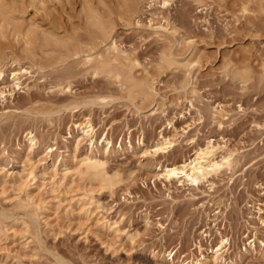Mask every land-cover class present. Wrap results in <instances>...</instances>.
Here are the masks:
<instances>
[{"label": "rangeland", "instance_id": "rangeland-1", "mask_svg": "<svg viewBox=\"0 0 264 264\" xmlns=\"http://www.w3.org/2000/svg\"><path fill=\"white\" fill-rule=\"evenodd\" d=\"M85 1L0 0L16 20L0 18V172L19 171L25 160L40 173L80 159L90 139L76 127L90 118L98 154L121 181L110 189L74 175L56 191L33 184L43 205L36 236L20 207L26 191L0 179V213L11 216L0 264H264V0H140L130 9L105 0L113 15L104 0H89L108 7L107 37L87 20ZM113 41L124 62L111 65L125 63L133 79L87 61ZM19 67L27 69L20 85L12 81ZM145 80L152 87L143 94L134 84ZM105 137L113 141L106 153ZM208 143L218 160L232 154V164L197 185L164 177L167 165L191 160ZM160 144L169 147L155 152ZM89 193L120 232L78 213L77 199Z\"/></svg>", "mask_w": 264, "mask_h": 264}, {"label": "bare ground", "instance_id": "bare-ground-1", "mask_svg": "<svg viewBox=\"0 0 264 264\" xmlns=\"http://www.w3.org/2000/svg\"><path fill=\"white\" fill-rule=\"evenodd\" d=\"M1 1H3V0H1ZM104 1L100 0L99 3H101V2L103 3ZM170 1L171 0H149V2L160 3V4H162V6L169 5ZM88 2L90 3L89 6H87ZM88 2L85 1L86 4L83 3V5H85V7L87 6L86 8L83 6V11L86 9L85 10L86 14H84V15L85 16L87 15V17H86L87 20L89 22L91 21V23L93 24L92 27L98 28V29L95 28L96 31L98 30L97 31L98 33H99V30H100L101 33L104 36L108 35L109 34V27H108V24H107V22L105 20V16L107 14L106 11H108L106 9L108 7L106 9H104L105 8L104 6L105 5L106 6H110L111 10L109 9V12L112 11L113 8H111V7H113V6H111L109 3H106V1H105V3H106L105 5L101 4V6H103V9L101 8L102 9V11H101V10H99V5L100 4L97 5L98 8L96 9V7H94L95 3L93 4V2H92L93 6H91V2L89 0H88ZM138 2H140V0H123L124 5L127 8H129V9L131 8V6L133 4L134 5L136 4V6H137ZM0 4H2V3L0 2ZM4 5H7V3L4 4ZM9 5L10 4H8L7 6H4V7L6 8ZM138 5H139V3H138ZM13 7L10 8L11 11L16 10V9H13ZM118 9L120 10V7ZM131 10L133 11V9H131ZM113 11L115 12L116 10L113 9ZM109 12H108V14H109ZM116 12L118 13V11H116ZM8 13H9V8L8 9H4L3 7L2 8L0 7V18H1V20H2V18L3 19L7 18L8 17ZM113 13H112V15H113ZM122 14H123V16H126L124 14H127V13H122ZM9 15H10V13H9ZM120 15H121V13H120ZM110 17H111V15L110 16L108 15V19ZM11 18H12V16L10 15L9 16V20ZM89 18H90V20H89ZM7 19H6V22L9 23V20L7 21ZM106 19H107V17H106ZM1 20H0V22H1ZM11 21H13V23H14V21H16V20H14L12 18ZM29 22H31L30 26H36V24L39 25L37 22L35 23V21H33V20L29 21ZM19 25L21 26V24H19ZM15 26L16 25H14V27ZM155 28L157 30L169 31V29L166 26L162 25V24H159ZM44 38H46V37H44ZM56 38H55V41H56ZM57 40H58V38H57ZM58 41H56V42H58ZM120 52L121 51L118 48L116 42L113 41L105 49L104 53H99L97 55L90 54L87 57V61L88 62H95L97 64V63H99L98 60H100L101 63L97 64V65L100 66V67H98L99 68L98 70L101 71V72H104L105 70H107V68L108 69L112 68V67H110V66H113V65H111V61H116L118 58H121V60L120 59H118V60H120V62H124L122 60L123 58L121 57L122 55H120ZM111 53H114L113 57L111 56ZM163 56L164 57L167 56L166 53ZM123 57H124V60H125L127 56L126 57L123 56ZM163 58H162V60H163ZM164 59L169 61V58H164ZM127 60H128V58H127ZM166 60H165V62H166ZM131 64L135 65V64H138V62H137L136 59H134L133 62L131 61ZM120 65H122V64H120ZM120 65L119 66L117 65V66L120 67V69L122 70L124 68L123 66L125 65V63L122 65L123 68ZM117 66L116 65L113 66L114 69L117 68ZM131 67L129 65L128 68H131ZM100 68L103 69V70H101ZM19 69H20V67H19ZM22 69H24V68H21L18 71L15 70L13 72L12 81L14 83L18 84V85L21 84V78H22V73H23ZM120 69H116V70H119V73L120 72L122 73V71H123L122 74L127 72L124 69L122 71H120ZM24 71H27V69L25 68ZM129 71H131V70H129ZM114 72H116V71L114 70L112 72L113 75H116ZM131 72L130 73L128 72V73L132 74ZM243 72H244V70H243ZM3 73H4V70L0 66V78L3 76ZM116 73H118V72H116ZM128 73H125V75L126 74L128 75ZM245 73H244V75H245ZM122 74L120 75V77H122ZM128 76L131 77L132 75L131 76L128 75ZM128 76H127V78H128ZM116 77L117 76H115V78ZM117 78H116V80H117ZM134 78H136V77H134ZM122 79H123V77H122ZM147 79L149 80V78H147ZM127 80H126V82H127ZM136 80H137V78H136ZM148 80L138 81L139 84L135 83L134 87H135V85H136V87L140 86L142 88V90L140 92L143 93L146 89H149V88L152 87V83H150L151 81L149 82ZM131 81H133V80L130 79V81H128V82L132 83ZM137 85H139V86H137ZM131 86H129L130 89L132 88ZM134 89H137V88H134ZM134 89H132V92H133ZM130 92L131 91L129 90V92H128L129 96L131 94ZM146 93H148V92L146 91ZM149 93H150V91H149ZM132 95H133V93H132ZM76 128H79V129L81 128V130L83 131L85 137L86 138L88 137L90 139L89 150L80 159L77 160L76 156H74V158L72 160H70V161L64 160V161H61V163L59 161L58 162L55 161V162H53L54 163L53 166L42 170L40 173L36 170V168H35V166L33 164L28 163V160H25V162L23 164V168L21 170H19V171L9 170V168H7L6 166L1 167L0 179H1L2 182L17 185L19 187H22L23 190L26 191L27 199H25V201H23V202H20V207H21V209H23L22 211H23L24 217H25L24 223L28 226V231L34 233L36 236L39 235V231H40L39 230L40 229L39 228V221H40V216H41V213H42V210H40V209L43 207V205L31 193L32 191L30 190L29 187H31L33 184H35L37 182H41L42 185H46L47 187L49 185L51 187V188H49L50 190L52 189V190L56 191V190L59 189V187H66V186H68L70 184H73L75 182V180H76L74 175L75 176L76 175L80 176V178L83 179L84 182H86V184H89V185L90 184L91 185L95 184L94 186H96L98 184V185H102L103 187H107V188H110V189L114 188L121 181L120 172L118 170H113V171L110 170L108 168L109 160H107L105 157L103 158V156H100L98 154V153H101L100 152V148H99V142H98V139L96 138L97 131H98L97 128L98 127L92 122V120L90 118H88L84 123L78 124V126ZM26 137L28 138L29 141H31V144H33V145H36L39 142V140H40L38 135L33 130H30V129L27 131ZM80 137L84 138V136H82V134H81ZM80 141H81V139H80ZM102 142H103L104 147H106L105 150H103V151H105V153L109 152L110 150L113 149V147H112L113 146V141L111 140L110 137L109 138L105 137L104 140H102ZM158 143H159V141H158ZM171 143H172V141H167L166 142V144H169V145ZM164 145L160 144L158 146H155L156 147V151L155 152L164 151V150H166L169 147V145L168 146L167 145L164 146ZM152 148H154V147H152ZM216 150H217V148H216L215 144L208 143V145H206L204 147H199V149L195 153L196 155L193 158H191V160L188 161L187 159H184L183 162H181V163H177L175 161L171 165H167L166 166L165 172L163 171L164 173L162 172V170H161V172H162V174L164 175V177L166 179H171V180L172 179H176V180L181 181V183H183L182 181L188 180V181H190V182H192V183L197 185L200 182L204 181L205 179H208V177L212 173L217 172L222 166H224V165L230 166L232 164V154L223 156L221 160H218L215 157ZM59 165H60V167L58 168ZM164 165L165 164H163V166ZM159 174H160V172L158 173V175ZM76 203H78V206L80 208L78 213L79 214H83L87 218V220H91V222L96 224L98 227H101L102 229H105V230H108V231H112V232H120L122 230L120 228L119 224H118V221L117 220H113L112 216L110 217L109 214L108 215L106 214V213H109L108 212L109 211L108 208H106L105 205H103L97 198L95 199L94 195H91L90 193L89 194H85V198H78ZM111 213H112V211H111ZM0 215H1L0 217H3L1 222H0V237H1L2 234H3L4 228L8 227L7 226L8 224L4 223L3 221H5V219L7 217L9 218L11 216H7V214H2V213H0ZM46 217H47V215H46ZM11 219L15 220V217H13ZM92 220H94V221H92ZM45 221L47 222V224L50 223V221H48L47 219H45ZM224 242H228V240L225 239V240H223V243ZM221 249H222V247L219 246L216 249L215 253H218V251H220Z\"/></svg>", "mask_w": 264, "mask_h": 264}]
</instances>
